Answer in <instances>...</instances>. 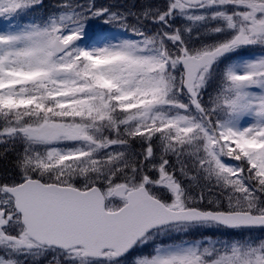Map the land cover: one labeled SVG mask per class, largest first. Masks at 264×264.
<instances>
[{
	"label": "snow or ice",
	"instance_id": "obj_1",
	"mask_svg": "<svg viewBox=\"0 0 264 264\" xmlns=\"http://www.w3.org/2000/svg\"><path fill=\"white\" fill-rule=\"evenodd\" d=\"M0 264H264V0H0Z\"/></svg>",
	"mask_w": 264,
	"mask_h": 264
},
{
	"label": "trees",
	"instance_id": "obj_2",
	"mask_svg": "<svg viewBox=\"0 0 264 264\" xmlns=\"http://www.w3.org/2000/svg\"><path fill=\"white\" fill-rule=\"evenodd\" d=\"M47 2H51V0H47ZM108 2H113V0H108ZM114 2H116V0H114ZM119 3H130V0H124V1H120Z\"/></svg>",
	"mask_w": 264,
	"mask_h": 264
},
{
	"label": "rangeland",
	"instance_id": "obj_3",
	"mask_svg": "<svg viewBox=\"0 0 264 264\" xmlns=\"http://www.w3.org/2000/svg\"><path fill=\"white\" fill-rule=\"evenodd\" d=\"M120 1H124V0H116V3H119ZM132 2V0H130V3Z\"/></svg>",
	"mask_w": 264,
	"mask_h": 264
}]
</instances>
